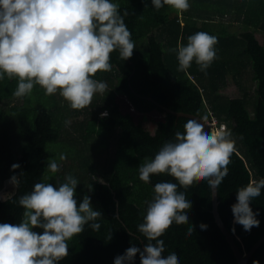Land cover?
<instances>
[{"label":"trees","instance_id":"trees-1","mask_svg":"<svg viewBox=\"0 0 264 264\" xmlns=\"http://www.w3.org/2000/svg\"><path fill=\"white\" fill-rule=\"evenodd\" d=\"M113 2H119L121 14L128 12L124 19L135 48L127 60L118 51L111 53V70L93 77L106 82L108 91L96 94L88 107L72 109L57 94L46 95L39 85L18 98L13 95L16 79L0 81V196L11 175L24 173L20 187L11 192L14 200L0 199V223L20 222L24 209L18 198L35 183L56 184L71 174L80 183L78 204L88 195L103 215L99 231L86 226L68 241L69 255L60 264H113L130 246L143 249L148 241L137 226L143 222L146 201L152 199L157 182L177 178L159 174L144 183L139 166L174 139L187 119L166 112L151 97L175 111L205 118L210 127L216 120V127L224 125L231 131L235 151L229 173L218 187L219 211L230 232L235 228L232 233L242 252L250 251L264 236V190L250 204L260 220L251 231L234 224L231 206L239 187L264 178V0H190V8L182 14L169 5L156 11L151 0ZM204 29L219 34L217 57L206 71L196 62L180 71L176 49ZM230 82L238 87L239 96L223 93ZM104 111L109 115L101 119ZM61 154L67 159L61 161ZM52 160L61 164V170L49 175L47 163ZM14 163L21 166L15 172ZM186 191L193 201L187 209L190 221L169 224L162 233L167 245L163 251L176 249L181 264H237L215 222L207 181L194 182ZM191 223L195 232L187 235ZM201 223L208 226L206 230ZM253 261L264 264V242L247 264ZM135 264H140L139 254Z\"/></svg>","mask_w":264,"mask_h":264},{"label":"clouds","instance_id":"clouds-1","mask_svg":"<svg viewBox=\"0 0 264 264\" xmlns=\"http://www.w3.org/2000/svg\"><path fill=\"white\" fill-rule=\"evenodd\" d=\"M151 4L156 11L169 5L178 14L190 8V0H151ZM127 15L126 10L121 14L113 0H0V81L16 79L13 95L18 98L30 95L39 85L46 95L58 93L72 109L88 107L96 94L108 91L106 82L93 77L98 71L111 70V53L118 51L122 60L133 55L135 43L125 23ZM217 40L219 34L208 29L188 36L187 44L181 43L176 49L179 70H187L196 62L206 71L218 55ZM108 115L104 111L100 118ZM184 123L174 139L166 141L153 158H146L139 166V179L144 183L159 174L177 178L157 182L152 199L146 201L143 222L137 230L148 242L143 249L130 246L114 258L113 264H135L137 254L140 264H181L176 249L163 251L167 245L162 233L173 220L190 221L187 209L193 201L186 191L189 185L205 180L215 194L228 175L235 151L231 131L224 125L211 128L197 116H188ZM66 159V154L60 155L61 161ZM20 167L14 163L11 170ZM47 170L58 173L61 164L52 160ZM23 174L10 177L17 189ZM79 184L68 174L56 184L37 182L18 198L24 209L20 222L0 223V264H60L69 255L68 241L84 232L86 226L100 230L98 221L103 214L93 207L91 197L85 195L79 204L75 198ZM262 190L264 178L250 179L236 190L231 211L234 224L242 225L245 231L260 224L259 213L250 204ZM0 199L14 200L11 193ZM207 227L200 224L202 230ZM193 232L191 223L187 235ZM107 239H111V233Z\"/></svg>","mask_w":264,"mask_h":264},{"label":"water","instance_id":"water-1","mask_svg":"<svg viewBox=\"0 0 264 264\" xmlns=\"http://www.w3.org/2000/svg\"><path fill=\"white\" fill-rule=\"evenodd\" d=\"M148 99L154 101L157 105H159L166 112L172 113V114H174V115H176L178 117H180V116H185V117H188V116H196L194 114L187 113V112H178V111H175V110H173L171 108H168L165 105H163V104L155 101L151 97H148ZM197 117H199V116H197ZM199 118H201V117H199ZM201 119H205V118H201ZM206 124L209 126L207 120H206ZM9 182H10V180H8L6 182L5 188L7 187V185H8ZM16 189L17 188L15 187V190ZM212 207H213L212 208V212H213V215H214V218H215V222L218 224V226L220 227V229L222 230V232L226 236V238L228 240V243L230 244L232 250L234 251V254H235L236 258H237V264H247L249 258L252 256V254L255 252V250L260 246V244L262 242H264V236L252 247V249L250 251H248V252H242L240 246L236 242V236L232 232H230V230L228 229V227L226 226V224L224 223V221H223V219H222V217L220 215V211H219V200H218V189L216 190L215 194L212 193Z\"/></svg>","mask_w":264,"mask_h":264},{"label":"rangeland","instance_id":"rangeland-1","mask_svg":"<svg viewBox=\"0 0 264 264\" xmlns=\"http://www.w3.org/2000/svg\"><path fill=\"white\" fill-rule=\"evenodd\" d=\"M117 4H119V2H117ZM257 36L259 37V39H262L261 32H258L257 33ZM251 75H252V73L250 72L249 73V76H248V78H249V81L248 82H249V85L250 86H252L251 85V80H250L252 78ZM223 93L225 95H227V96H230V97H237V96L240 95V92H239L238 87L234 83H232V82H230V84L223 90ZM56 94H57V99L59 101H61V103H63L64 98L61 97L58 93H56ZM70 120H72V119L70 118ZM210 124H212V123H210ZM211 128H218V127H216L215 125H212ZM52 147L55 148L56 145H53ZM14 150H15L16 155H19L20 154V146H18L16 143H15ZM47 174L50 175L52 173H50L49 171H47ZM46 176H48V175H46ZM14 190H15V187L9 182L8 185H7V187L1 192V195L5 194V193H11Z\"/></svg>","mask_w":264,"mask_h":264},{"label":"built area","instance_id":"built-area-1","mask_svg":"<svg viewBox=\"0 0 264 264\" xmlns=\"http://www.w3.org/2000/svg\"><path fill=\"white\" fill-rule=\"evenodd\" d=\"M211 125H216V120Z\"/></svg>","mask_w":264,"mask_h":264}]
</instances>
